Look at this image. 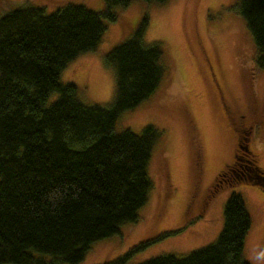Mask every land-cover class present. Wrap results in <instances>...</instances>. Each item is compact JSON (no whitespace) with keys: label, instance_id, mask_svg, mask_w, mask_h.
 Listing matches in <instances>:
<instances>
[{"label":"trees","instance_id":"16d2710c","mask_svg":"<svg viewBox=\"0 0 264 264\" xmlns=\"http://www.w3.org/2000/svg\"><path fill=\"white\" fill-rule=\"evenodd\" d=\"M131 1L103 0L101 12L67 4L48 14L23 3L0 16V264H78L93 243L135 223L147 201V166L160 132L114 129L120 114L147 99L164 75L161 48L142 41L146 19L104 56L115 78L109 105H85L74 85L59 82L70 61L96 48L103 20L116 22L112 9ZM236 7L264 68V0H237ZM242 162L244 176L216 180L214 192L232 180L264 190L255 158L245 155ZM222 220L211 244L138 264H249L242 252L251 220L240 195L228 197Z\"/></svg>","mask_w":264,"mask_h":264},{"label":"rangeland","instance_id":"374dc122","mask_svg":"<svg viewBox=\"0 0 264 264\" xmlns=\"http://www.w3.org/2000/svg\"><path fill=\"white\" fill-rule=\"evenodd\" d=\"M23 3L41 7L46 14L67 4L94 12L104 9L103 0H0V16ZM236 5L237 0H133L126 7L116 6L112 12L117 20H103L105 30L96 48L60 72L59 82L74 85L80 102L107 106L114 98L115 78L104 56L128 39L144 18L143 43L157 44L162 51L159 87L121 113L114 125L116 132L139 134L145 126L160 132L147 166V201L135 223L93 243L78 264H112L147 240L152 243L124 264L164 254L183 257L205 247L220 232L223 207L232 193L240 195L251 220L242 257L249 264H264V190L232 180L213 191L218 173L235 155L242 158L236 141L244 143L245 136V154H251L264 172V68L257 64V49ZM210 68L227 110L242 116L237 124L225 114L209 79ZM56 96L48 98L47 106Z\"/></svg>","mask_w":264,"mask_h":264},{"label":"flooded vegetation","instance_id":"af4514ba","mask_svg":"<svg viewBox=\"0 0 264 264\" xmlns=\"http://www.w3.org/2000/svg\"><path fill=\"white\" fill-rule=\"evenodd\" d=\"M209 79H210V81L212 82V84H213V86L215 87V90H216V92L218 93V96L220 97L221 96V94H220V89H219V85L217 84V79H216V77H215V75H214V73L211 71V68H210V70H209ZM220 101H221V105L223 106V108H224V110H225V114L227 115V118L229 119V120H232V123H235V124H237V122H238V120L239 119H241L242 118V116H236V114H234V115H232L231 113H230V111H228L227 110V106L225 105V103L221 100V97H220ZM240 126H241V123H238ZM237 128H235L234 127V130L237 132V130H236ZM238 133V132H237ZM244 134H246L247 135V133H244ZM243 141H244V143H241V140L240 139H238L237 141H236V151L238 152V153H242V155L243 156H245L246 154V152L248 151V148H247V142H248V137L247 136H245L244 138H243ZM242 156V158L240 159V158H237L236 156L234 157V160H233V162H232V164L230 165V166H226L225 167V169L226 168H229V172L228 171H225V173H222V174H220V173H218V175H217V181L218 182H225V181H229V179H231V177H233V175H236L237 177H238V174H241L242 176H244V173H243V171H242V161H243V157Z\"/></svg>","mask_w":264,"mask_h":264},{"label":"water","instance_id":"95a60500","mask_svg":"<svg viewBox=\"0 0 264 264\" xmlns=\"http://www.w3.org/2000/svg\"><path fill=\"white\" fill-rule=\"evenodd\" d=\"M263 180H264V173L262 174V176H260Z\"/></svg>","mask_w":264,"mask_h":264}]
</instances>
